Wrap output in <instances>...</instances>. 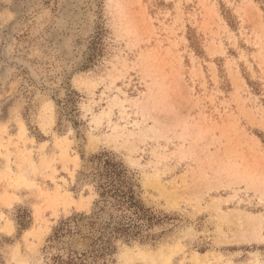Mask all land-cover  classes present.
<instances>
[{
	"label": "rangeland",
	"instance_id": "rangeland-1",
	"mask_svg": "<svg viewBox=\"0 0 264 264\" xmlns=\"http://www.w3.org/2000/svg\"><path fill=\"white\" fill-rule=\"evenodd\" d=\"M102 154L139 234L75 219ZM166 259L264 264V0H0V264Z\"/></svg>",
	"mask_w": 264,
	"mask_h": 264
},
{
	"label": "trees",
	"instance_id": "trees-1",
	"mask_svg": "<svg viewBox=\"0 0 264 264\" xmlns=\"http://www.w3.org/2000/svg\"><path fill=\"white\" fill-rule=\"evenodd\" d=\"M97 159L100 162L97 174L100 200L95 203L92 216L79 215L75 219L80 217V220L103 222L104 218L108 217L107 222L101 225L107 224L104 226L113 228L112 232L125 231L132 235L139 234L155 217L138 199L133 177L124 164L114 156L102 154ZM69 223L70 220L63 223L57 233ZM105 234L103 232L102 238Z\"/></svg>",
	"mask_w": 264,
	"mask_h": 264
},
{
	"label": "bare ground",
	"instance_id": "bare-ground-1",
	"mask_svg": "<svg viewBox=\"0 0 264 264\" xmlns=\"http://www.w3.org/2000/svg\"><path fill=\"white\" fill-rule=\"evenodd\" d=\"M18 264H25V263L24 262H19ZM163 264H170V261L168 259H166V260H164Z\"/></svg>",
	"mask_w": 264,
	"mask_h": 264
}]
</instances>
